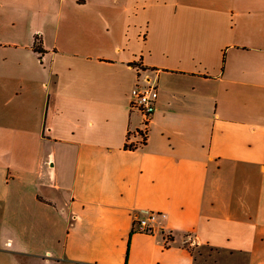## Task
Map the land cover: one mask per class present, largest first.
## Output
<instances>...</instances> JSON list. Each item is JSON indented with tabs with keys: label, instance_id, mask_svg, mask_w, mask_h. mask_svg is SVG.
Returning a JSON list of instances; mask_svg holds the SVG:
<instances>
[{
	"label": "crops",
	"instance_id": "obj_1",
	"mask_svg": "<svg viewBox=\"0 0 264 264\" xmlns=\"http://www.w3.org/2000/svg\"><path fill=\"white\" fill-rule=\"evenodd\" d=\"M0 264H264V0H0Z\"/></svg>",
	"mask_w": 264,
	"mask_h": 264
},
{
	"label": "built area",
	"instance_id": "obj_2",
	"mask_svg": "<svg viewBox=\"0 0 264 264\" xmlns=\"http://www.w3.org/2000/svg\"><path fill=\"white\" fill-rule=\"evenodd\" d=\"M157 98V87L155 83L149 82L144 85L136 84L130 92V108L137 110L143 116L144 125L147 124L152 112L154 111ZM164 213L150 211L143 217L133 219V229L142 232H153L156 230V222Z\"/></svg>",
	"mask_w": 264,
	"mask_h": 264
},
{
	"label": "trees",
	"instance_id": "obj_3",
	"mask_svg": "<svg viewBox=\"0 0 264 264\" xmlns=\"http://www.w3.org/2000/svg\"><path fill=\"white\" fill-rule=\"evenodd\" d=\"M32 47L36 52H38L40 54L44 51L43 43H42V37H41V34L39 32L35 33V35H34ZM125 147L134 148L132 145H125Z\"/></svg>",
	"mask_w": 264,
	"mask_h": 264
}]
</instances>
